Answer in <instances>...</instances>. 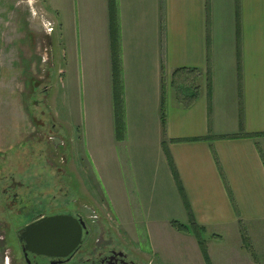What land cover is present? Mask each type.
<instances>
[{"label":"crops","instance_id":"obj_1","mask_svg":"<svg viewBox=\"0 0 264 264\" xmlns=\"http://www.w3.org/2000/svg\"><path fill=\"white\" fill-rule=\"evenodd\" d=\"M50 2L59 15L61 80L78 110L72 125L114 219L140 224L158 255L189 243L202 255L195 235L172 221L194 218L220 237L241 235L245 224L256 235L264 225V0ZM183 68L197 71L179 79L199 81L188 107L172 85ZM205 137L212 139L184 140Z\"/></svg>","mask_w":264,"mask_h":264},{"label":"rangeland","instance_id":"obj_2","mask_svg":"<svg viewBox=\"0 0 264 264\" xmlns=\"http://www.w3.org/2000/svg\"><path fill=\"white\" fill-rule=\"evenodd\" d=\"M44 19L53 23L52 33ZM59 32L50 0H0V264H23L20 228L64 212L81 214L92 230L79 257L116 249L140 264H264V225L253 235L242 224L246 239L242 229L226 237L204 230L206 260L190 243L165 245L158 255L137 232L140 224L136 230L128 218L114 219L72 125L78 110L61 80ZM12 189L30 207L14 203Z\"/></svg>","mask_w":264,"mask_h":264},{"label":"water","instance_id":"obj_3","mask_svg":"<svg viewBox=\"0 0 264 264\" xmlns=\"http://www.w3.org/2000/svg\"><path fill=\"white\" fill-rule=\"evenodd\" d=\"M86 229L85 222L72 214H55L28 223L19 230L18 238L24 252L66 257L83 243Z\"/></svg>","mask_w":264,"mask_h":264},{"label":"trees","instance_id":"obj_4","mask_svg":"<svg viewBox=\"0 0 264 264\" xmlns=\"http://www.w3.org/2000/svg\"><path fill=\"white\" fill-rule=\"evenodd\" d=\"M118 56L115 55L114 57V93H115V100H116V106H117V130L119 134V139H122L124 137H121L125 132V122H124V108H123V99H122V93H123V83L122 78L120 76L121 74V65ZM195 72L197 69H178L175 71L173 76V90L175 92V95L178 99V101L184 106L188 107L190 106L198 97L199 94V86L198 84H195V79L186 76L184 79H179L177 75L181 72ZM210 73H208V81H209V88L211 86L210 84ZM191 81H190V80ZM163 118L164 121L166 120V112L165 109H163ZM199 139H212L211 137H205V138H196V139H184V140H199ZM242 224V223H241ZM172 225L175 229L178 231L184 232V233H191L194 234L195 237L198 240V243L200 245L201 251L205 257V259H208V253L206 249V243L203 238V231L205 230L204 227L200 226L194 218H191L190 224H183L179 221H172ZM244 228L242 227V233L244 234V239H246V234L243 231Z\"/></svg>","mask_w":264,"mask_h":264},{"label":"flooded vegetation","instance_id":"obj_5","mask_svg":"<svg viewBox=\"0 0 264 264\" xmlns=\"http://www.w3.org/2000/svg\"><path fill=\"white\" fill-rule=\"evenodd\" d=\"M12 190H13L12 199H13L14 203L23 204L25 208L30 207V205L32 203L26 197V195L20 194V192L16 189H12ZM58 214H71V213L64 212V213H58ZM72 215L78 219H82L87 226V229H86L87 233H85V231H84V235H83V243L69 256L51 257V256H45V255H37V254L31 253V252H24L23 246L20 242L23 264H29L28 260L30 261V264H140L139 262L131 259L123 251H117L116 249H103L102 251H98L96 253L87 254L86 257H84V258L79 257L78 254L83 249V246L85 245V243L90 238L92 230L87 223L88 219H86L81 214H77V215L72 214ZM42 217H44V216H42ZM36 219H38V218H36ZM36 219H34V220H36ZM34 220H32V221H34ZM19 230L17 232V235L19 234Z\"/></svg>","mask_w":264,"mask_h":264},{"label":"built area","instance_id":"obj_6","mask_svg":"<svg viewBox=\"0 0 264 264\" xmlns=\"http://www.w3.org/2000/svg\"><path fill=\"white\" fill-rule=\"evenodd\" d=\"M44 28L46 29L47 32L52 33L53 30L55 29L53 23L51 22L50 19H44L42 20Z\"/></svg>","mask_w":264,"mask_h":264}]
</instances>
